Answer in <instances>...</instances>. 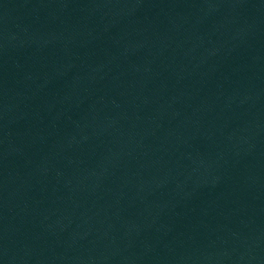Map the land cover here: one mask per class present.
Returning a JSON list of instances; mask_svg holds the SVG:
<instances>
[{
  "label": "water",
  "instance_id": "1",
  "mask_svg": "<svg viewBox=\"0 0 264 264\" xmlns=\"http://www.w3.org/2000/svg\"><path fill=\"white\" fill-rule=\"evenodd\" d=\"M0 264H264V0H0Z\"/></svg>",
  "mask_w": 264,
  "mask_h": 264
}]
</instances>
